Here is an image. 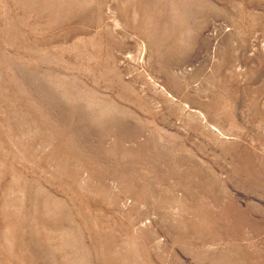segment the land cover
Returning <instances> with one entry per match:
<instances>
[{
	"label": "rangeland",
	"instance_id": "374dc122",
	"mask_svg": "<svg viewBox=\"0 0 264 264\" xmlns=\"http://www.w3.org/2000/svg\"><path fill=\"white\" fill-rule=\"evenodd\" d=\"M0 264H264V0H0Z\"/></svg>",
	"mask_w": 264,
	"mask_h": 264
}]
</instances>
